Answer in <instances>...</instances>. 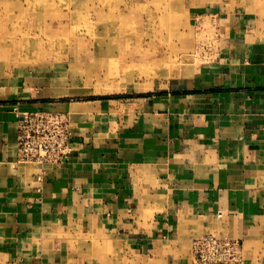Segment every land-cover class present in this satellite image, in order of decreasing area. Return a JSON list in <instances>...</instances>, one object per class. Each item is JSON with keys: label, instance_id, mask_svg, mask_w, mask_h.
<instances>
[{"label": "crops", "instance_id": "obj_1", "mask_svg": "<svg viewBox=\"0 0 264 264\" xmlns=\"http://www.w3.org/2000/svg\"><path fill=\"white\" fill-rule=\"evenodd\" d=\"M207 3L221 60L169 92L70 100L31 77L0 84V264H199L191 241L207 234L239 243L221 264H264V0ZM29 111L67 116L66 161L18 160Z\"/></svg>", "mask_w": 264, "mask_h": 264}, {"label": "rangeland", "instance_id": "obj_2", "mask_svg": "<svg viewBox=\"0 0 264 264\" xmlns=\"http://www.w3.org/2000/svg\"><path fill=\"white\" fill-rule=\"evenodd\" d=\"M207 1L0 0V84L31 77L70 100L169 92L221 60Z\"/></svg>", "mask_w": 264, "mask_h": 264}, {"label": "built area", "instance_id": "obj_3", "mask_svg": "<svg viewBox=\"0 0 264 264\" xmlns=\"http://www.w3.org/2000/svg\"><path fill=\"white\" fill-rule=\"evenodd\" d=\"M71 131L67 116L52 112H23L17 120V156L21 162L60 164L71 152ZM239 243L205 235L192 242L199 264H221L236 259Z\"/></svg>", "mask_w": 264, "mask_h": 264}, {"label": "bare ground", "instance_id": "obj_4", "mask_svg": "<svg viewBox=\"0 0 264 264\" xmlns=\"http://www.w3.org/2000/svg\"><path fill=\"white\" fill-rule=\"evenodd\" d=\"M42 112H46V111H42ZM56 112V111H55ZM57 113H59V114H62V113H60V112H57ZM63 115V114H62ZM207 235H211V234H207ZM203 236H205V235H203ZM203 236H201V237H203ZM199 238V237H198ZM198 238H196V239H198ZM196 239H193L192 241H191V249H192V242L194 241V240H196ZM192 253H193V251H192ZM194 255V254H193ZM194 257H195V255H194ZM196 259V258H195ZM235 261V259H231V260H228V261H224V263H231V262H234Z\"/></svg>", "mask_w": 264, "mask_h": 264}]
</instances>
